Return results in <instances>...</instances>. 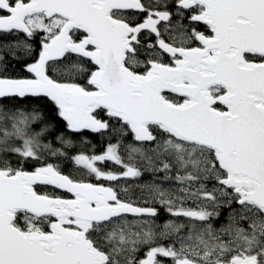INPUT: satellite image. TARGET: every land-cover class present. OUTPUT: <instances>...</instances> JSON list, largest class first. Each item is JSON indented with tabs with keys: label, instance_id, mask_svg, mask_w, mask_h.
<instances>
[{
	"label": "snow or ice",
	"instance_id": "6c2138e0",
	"mask_svg": "<svg viewBox=\"0 0 264 264\" xmlns=\"http://www.w3.org/2000/svg\"><path fill=\"white\" fill-rule=\"evenodd\" d=\"M0 264H264V0H0Z\"/></svg>",
	"mask_w": 264,
	"mask_h": 264
},
{
	"label": "trees",
	"instance_id": "16d2710c",
	"mask_svg": "<svg viewBox=\"0 0 264 264\" xmlns=\"http://www.w3.org/2000/svg\"><path fill=\"white\" fill-rule=\"evenodd\" d=\"M89 139L92 141V145H95V151L97 153H100L106 147V144L104 143L103 139L99 135H89ZM88 147L90 149L91 145ZM50 162L61 163L66 172L72 170V168L75 167L70 161L64 162L62 158L60 160H56L55 158H51ZM105 166L108 168H111L112 164L108 163ZM222 222L226 223V221H222Z\"/></svg>",
	"mask_w": 264,
	"mask_h": 264
}]
</instances>
